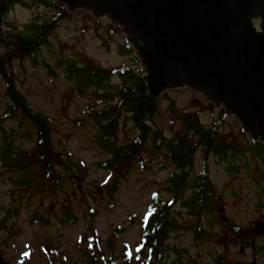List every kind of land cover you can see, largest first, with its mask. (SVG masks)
Returning a JSON list of instances; mask_svg holds the SVG:
<instances>
[{"label": "rangeland", "instance_id": "rangeland-1", "mask_svg": "<svg viewBox=\"0 0 264 264\" xmlns=\"http://www.w3.org/2000/svg\"><path fill=\"white\" fill-rule=\"evenodd\" d=\"M70 13L69 18L59 23L49 45L35 57L41 63H50L53 71L43 66L35 67L34 58L17 60L13 70L18 77V87L31 107L54 119L57 148H65L75 160H79L87 176L79 182L80 186L71 181L60 190L44 193L38 190L29 196L18 197L11 194L9 174L0 167V217H4L13 205L22 207L21 215L9 218V227L0 230V259L11 264H104V257H114L119 262L123 255H135V247L143 239L142 221L149 205L155 195L161 200L172 199L173 194L167 189L173 175L180 173L172 162L156 158L145 169L134 167L112 195L107 193L111 174L98 165L107 157L96 145L98 127L92 122L79 120L90 99L69 92L73 83L65 68L57 63L71 59L81 62L87 58L104 68L127 66L137 70L142 67L133 50L123 49L127 43L123 31L116 27L113 30L107 20L82 9ZM54 14L45 6L27 8L18 4L7 13L5 30L25 31L26 26L36 19L41 22ZM119 83L118 77L112 78L113 85ZM160 98V109L153 124L167 137L172 136L169 102L174 100L181 111L199 112V119L207 127L222 119L218 130L222 141L235 143L243 150L252 148L254 142L264 145L263 141L252 140L249 133L242 130L236 116L225 113L221 105L215 107L205 95L195 90L171 89ZM7 104L4 80L0 76V115ZM18 129L17 121L7 124L9 131ZM134 136L132 124L127 123L122 125L116 138L120 144H125ZM34 138L32 133L29 139L20 136L16 141L24 148H31ZM203 156L201 152L197 155L194 168L188 170L187 190L169 211L179 224L167 236L169 261L182 256L184 260L197 258V264L209 263L212 255L223 250L217 242L232 239L222 216L247 229H253L255 223L264 220V161L249 150L239 153L235 159L223 160L215 154L209 156L208 184L214 192L211 211L200 217L189 214V208L183 202L193 193L188 186L206 170ZM219 196H223L226 210L223 213L220 212ZM69 210L73 222L68 221ZM37 211L42 214L43 223L31 222L32 214ZM263 239L259 237L257 240Z\"/></svg>", "mask_w": 264, "mask_h": 264}, {"label": "trees", "instance_id": "trees-1", "mask_svg": "<svg viewBox=\"0 0 264 264\" xmlns=\"http://www.w3.org/2000/svg\"><path fill=\"white\" fill-rule=\"evenodd\" d=\"M18 4L27 8L45 6L55 14L41 22L36 19L26 26L25 31L8 32L5 30L6 15ZM70 16L67 7L58 0H0V76L4 80L8 99L7 107L0 115V167L9 174L13 196H29L38 190L40 193L60 190L71 181L80 186L79 182L87 176L79 160H75L65 148H57L54 119L31 107L18 87V77L13 70L17 60L34 58L35 67L43 66L52 72L50 63H41L35 57L49 45L50 37L59 23ZM110 25L114 30V25ZM123 49L131 51L132 46L127 41ZM57 65L65 68L68 79L73 83L69 92L90 99L82 109L83 117L79 120L82 123L92 122L98 127L96 145L107 155L98 165L111 174L107 191L109 195L117 190L134 167L145 169L156 158L162 162H172L180 169V173L173 175L167 189L173 194L172 202L161 200L155 195L142 221L144 243L153 248H157L159 242H164L168 234L179 226L177 218L170 215L169 211L177 198L182 197L187 190L188 170L194 168L200 152L204 155L206 170L193 185L188 186L193 189V193L183 202L189 208V214L198 217L211 211L213 199L207 169L211 154L223 160L235 159L239 153L249 150L264 161L263 143L254 142L252 148L244 150L235 143H226L218 133L222 119L215 120L207 127L199 119V112L181 111L174 100L169 102L172 136L167 137L162 129L153 124L161 98L149 95L144 81L146 71L142 68H104L87 58L81 62L72 59L58 61ZM113 77H118L121 83L113 85ZM11 121L18 122V130H7V124ZM127 123L132 124L135 136L125 144H120L116 137L122 125ZM32 133L35 134L33 147L24 148L17 143V137L29 139ZM21 208L20 205H13L4 217H0V230L9 227V218L21 215ZM67 218L69 222L74 221L70 210L67 211ZM31 222L40 224L44 218L37 211L32 214Z\"/></svg>", "mask_w": 264, "mask_h": 264}, {"label": "water", "instance_id": "water-1", "mask_svg": "<svg viewBox=\"0 0 264 264\" xmlns=\"http://www.w3.org/2000/svg\"><path fill=\"white\" fill-rule=\"evenodd\" d=\"M58 1L123 31L151 97L195 90L264 142V0Z\"/></svg>", "mask_w": 264, "mask_h": 264}, {"label": "flooded vegetation", "instance_id": "flooded-vegetation-1", "mask_svg": "<svg viewBox=\"0 0 264 264\" xmlns=\"http://www.w3.org/2000/svg\"><path fill=\"white\" fill-rule=\"evenodd\" d=\"M256 26L260 24V20H256ZM212 199L214 192H210ZM222 197V200H220ZM220 204L223 202V196H219ZM225 208V207H224ZM226 211V210H225ZM221 212V208H220ZM222 221L229 227L232 239L229 241L220 240L217 242L218 247L223 250L212 255L209 263L201 264H264V239L257 240L259 237L264 238V220L255 223L253 229H247L231 223V220L222 216ZM143 226V224H142ZM167 239L159 242L158 247L153 248L142 239L135 247V255H123L119 258V262L114 257L108 259L104 257V264H197L195 257H187L186 260L182 256L177 257L173 261H169L170 255H167L166 247ZM229 247L236 248L230 250ZM3 260L2 258L0 261ZM11 264V263H10Z\"/></svg>", "mask_w": 264, "mask_h": 264}]
</instances>
